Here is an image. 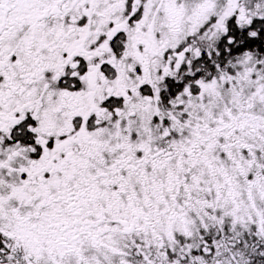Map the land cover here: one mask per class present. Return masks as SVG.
<instances>
[{
    "label": "snow or ice",
    "instance_id": "snow-or-ice-1",
    "mask_svg": "<svg viewBox=\"0 0 264 264\" xmlns=\"http://www.w3.org/2000/svg\"><path fill=\"white\" fill-rule=\"evenodd\" d=\"M0 264H264V0H0Z\"/></svg>",
    "mask_w": 264,
    "mask_h": 264
}]
</instances>
